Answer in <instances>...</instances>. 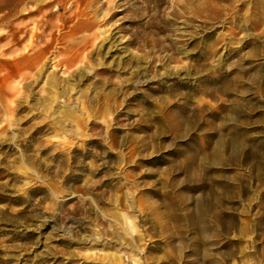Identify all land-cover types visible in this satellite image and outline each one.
Segmentation results:
<instances>
[{"label":"rangeland","instance_id":"374dc122","mask_svg":"<svg viewBox=\"0 0 264 264\" xmlns=\"http://www.w3.org/2000/svg\"><path fill=\"white\" fill-rule=\"evenodd\" d=\"M113 256L264 264V0H0V264Z\"/></svg>","mask_w":264,"mask_h":264},{"label":"bare ground","instance_id":"6f19581e","mask_svg":"<svg viewBox=\"0 0 264 264\" xmlns=\"http://www.w3.org/2000/svg\"><path fill=\"white\" fill-rule=\"evenodd\" d=\"M94 23L96 24V21ZM200 216H201V214L198 213L197 221L199 220L198 218ZM114 219L116 220L115 222H118V221H120L121 218L119 216H115ZM117 226L118 225H116V227ZM117 231L120 232L119 235L115 236L116 237V241L118 243L121 242V240L124 241V239L128 237V235L125 233V231L123 229L120 228V226L117 227ZM129 243H130V246H132L134 248L133 250H136V247H135L136 241L133 240V239H129ZM128 261H130L132 264H140V262L138 260L128 259ZM101 263H105V264H123L122 263V259L120 257H117V256L103 257Z\"/></svg>","mask_w":264,"mask_h":264}]
</instances>
